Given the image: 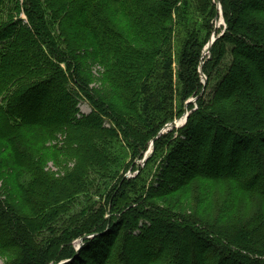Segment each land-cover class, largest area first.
I'll use <instances>...</instances> for the list:
<instances>
[{
	"label": "trees",
	"instance_id": "16d2710c",
	"mask_svg": "<svg viewBox=\"0 0 264 264\" xmlns=\"http://www.w3.org/2000/svg\"><path fill=\"white\" fill-rule=\"evenodd\" d=\"M0 147L5 264H264V0H0Z\"/></svg>",
	"mask_w": 264,
	"mask_h": 264
},
{
	"label": "rangeland",
	"instance_id": "374dc122",
	"mask_svg": "<svg viewBox=\"0 0 264 264\" xmlns=\"http://www.w3.org/2000/svg\"><path fill=\"white\" fill-rule=\"evenodd\" d=\"M221 20H222V17H221V15H219V19L215 22V29H216L217 24L220 23ZM223 24H224V23H223ZM224 27H225L224 25H221L220 28L216 29V33H217V31L220 32ZM216 33H214L213 36H215ZM213 36H212V37H213ZM216 36H217V35H216ZM207 56H209V54H207ZM95 71H96V70L94 69V72H95ZM96 73H97V72H96ZM96 73H94L95 76H97ZM202 74H203V73H202ZM201 78H202V83H203V82H204V79H205V76L202 75ZM213 88H214V85H211V88H210V90L208 91L207 95H210V94L212 93ZM191 100L194 101L195 99H191ZM193 103H194V102H193ZM79 108H80V110H81V112H82L83 114H89V113L92 111L91 107H90L86 102H81L80 105H79ZM58 112H59V111H58ZM186 112H188V111L186 110ZM188 113H189V115H190V112H188ZM184 115H185V114H184ZM184 115H183L181 118L177 119V120H181V121H182V120L184 119ZM177 120H175V121H177ZM185 124H186V123H185ZM183 126H184V125H183ZM181 127H182V126H181ZM256 145H257V144L255 143V141L252 142L251 147L248 148V152L245 154V156H244L243 158H241V161H240L241 163H245V162H247L249 159L256 160V157H255L254 155L251 154V150L254 149V148L256 147ZM2 150H3V148L0 147V158H1ZM136 164H137V165H143V160H137V161H136ZM47 167H48V169L51 170V171H56V170H57V169L53 166V164H51V163H49ZM127 175H128L129 177H133V173H132V172H129ZM257 183H259V181H257L256 184H257ZM178 199H182L180 195H176V196H174V197L171 198V200H173V201H177ZM188 202H190L189 197L184 198V199L182 200L181 204H182L183 206H186V205L188 204ZM192 202H195V201H192ZM163 235L166 237V239H169V238H170L169 233L163 232ZM186 235H187V239H186L187 241H186L185 245L189 244V245L192 247V250H194V251L197 250V249H198V246L196 245V243H195L194 239L192 238V236L190 235V233L188 232V234H186ZM80 243H81V240H80V241H77V242L75 243V247L77 248V247L80 245ZM185 252H186V251H185ZM185 252H184V253H185ZM188 256H189V254L184 255L182 258L185 259V258H187ZM5 261H6L5 258L0 257V264H5ZM188 264H192V262H189Z\"/></svg>",
	"mask_w": 264,
	"mask_h": 264
},
{
	"label": "water",
	"instance_id": "95a60500",
	"mask_svg": "<svg viewBox=\"0 0 264 264\" xmlns=\"http://www.w3.org/2000/svg\"><path fill=\"white\" fill-rule=\"evenodd\" d=\"M219 9H220V15H221V17H222V20H221L220 23L217 24L216 29L220 28L221 25H224V26L226 27V25H225V21H224V18H223L222 7L220 6ZM223 23H224V24H223ZM223 34H224V31H223V33L220 34L219 36L216 37V35H215V36H213V37L211 38V40L209 41L208 45L205 47V49H204V51H203V59L207 56V54H210V51H211L212 47L214 46V44L216 43L217 39L220 38V37H222ZM202 67H203V63H202V65H201V73H203V72H202ZM203 84H204V85L207 84V78H206V77H205V79H204ZM195 101H196V99H195L194 101H193V100H189V101L187 102V104L193 103V102H195ZM188 117H189V113H188V112H185L184 119H183L182 121H181V120L174 121V122H172L171 124H168L167 126H165L164 129H162V130L159 132L158 136H157V137L151 142V144H150V148H149V150L147 151V153L145 154V157H144V159H143V164H144V165L146 164L147 160H148V159L153 155V153H154V144H155L156 139L159 138L160 136H162V135H164V134H166V133H168V132L174 130V129L180 128L181 126L185 125V123L187 122ZM82 246H83V242L81 241L80 245L76 248V250L79 251V250L81 249ZM67 262H68V261H65V262H62L61 264H65V263H67Z\"/></svg>",
	"mask_w": 264,
	"mask_h": 264
}]
</instances>
